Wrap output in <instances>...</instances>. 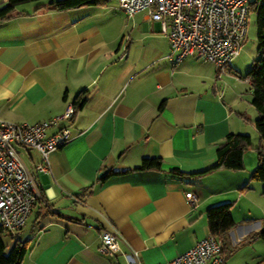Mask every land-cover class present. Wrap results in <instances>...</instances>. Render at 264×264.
Returning a JSON list of instances; mask_svg holds the SVG:
<instances>
[{"label": "crops", "instance_id": "1", "mask_svg": "<svg viewBox=\"0 0 264 264\" xmlns=\"http://www.w3.org/2000/svg\"><path fill=\"white\" fill-rule=\"evenodd\" d=\"M49 1L21 2L0 20V92H11L0 118L35 123L81 91L85 100L63 122L72 137L49 152V172L34 169L38 150L18 147L38 196L6 251L18 239L19 264H127L132 251L141 264L167 261L208 232V206L248 196L249 148L242 169L211 167L228 132L258 136L257 110L234 95L235 81L249 82L232 61L219 77L195 56L173 63L160 23L142 12L119 8L126 23L110 0L64 10ZM152 156L160 169H134ZM107 230L118 236L113 256L99 250Z\"/></svg>", "mask_w": 264, "mask_h": 264}, {"label": "built area", "instance_id": "2", "mask_svg": "<svg viewBox=\"0 0 264 264\" xmlns=\"http://www.w3.org/2000/svg\"><path fill=\"white\" fill-rule=\"evenodd\" d=\"M127 17L142 12L158 21L167 35L170 49L167 57L178 63L195 56L211 63L217 76L226 72L240 53L247 33L249 0H119ZM123 56V54H122ZM236 78H241L234 74ZM249 82V77H243ZM74 111L69 102L58 115L35 123L14 122L0 118V224L9 232L19 231L27 221L38 196L36 179L22 161L18 147L38 150L36 171H50L48 154L65 143L72 134L64 121ZM50 128H55L48 132ZM185 196L195 206L196 196L189 190ZM117 234L104 231L99 250L113 256L118 248ZM223 241L208 231L185 251L171 259L153 264H225L221 252ZM131 252L127 264H141Z\"/></svg>", "mask_w": 264, "mask_h": 264}, {"label": "trees", "instance_id": "3", "mask_svg": "<svg viewBox=\"0 0 264 264\" xmlns=\"http://www.w3.org/2000/svg\"><path fill=\"white\" fill-rule=\"evenodd\" d=\"M26 1L38 0H7L4 5L0 6V20L9 17L17 4ZM100 1L102 0H51L48 4L56 10H64L85 4H94ZM250 7L256 11L255 27L258 54L243 77H249V89L252 95L251 104L258 112V116L254 120V125L260 143L256 146V166L251 171L249 181L244 185V188H250V181L264 182V0H253L250 2ZM82 92L73 101L74 111L85 100ZM250 146L251 137L248 133L228 132L216 145L215 153L217 160L211 168L242 169L243 153ZM161 163L162 160L158 156L143 157L139 165L134 167V169H160ZM262 193L264 194V187ZM230 207L231 203L227 201L210 205L205 210L208 231L223 241L221 252H223L224 242L228 232L235 225L230 213ZM10 233L0 224V264H19L26 250L25 243L16 239L11 248L6 251V241L4 238ZM252 236L259 237L264 241V226L257 232H254Z\"/></svg>", "mask_w": 264, "mask_h": 264}, {"label": "rangeland", "instance_id": "4", "mask_svg": "<svg viewBox=\"0 0 264 264\" xmlns=\"http://www.w3.org/2000/svg\"><path fill=\"white\" fill-rule=\"evenodd\" d=\"M252 1L253 0H249V2ZM108 4L114 8L116 12L114 16L117 19H119L118 17H124L126 23L128 22L127 20H131L119 9V0H110ZM255 17L256 11L250 7L245 40L240 53L232 60V65H237L233 74L241 77V79H243V76L249 69L253 60L257 58L258 54ZM235 79L237 80L240 78L235 77ZM234 86V95L236 100L239 101V106L246 108L247 104L250 103V111H255L254 106L250 102L252 95L249 86L242 81H235ZM250 132L252 133L248 134H250L252 138L251 146L249 147V151L253 154L251 159L253 164L252 171L257 163L256 146L258 143L256 139L258 136L255 137L254 132ZM250 185V188L247 190L248 196L242 198L238 204L232 205V203V207H230V213L234 219L235 225L225 238L222 252L225 257V264H264V241L259 237L252 236L254 232H257L264 226V194L262 193L264 182L250 181ZM6 239L5 237L4 240Z\"/></svg>", "mask_w": 264, "mask_h": 264}, {"label": "clouds", "instance_id": "5", "mask_svg": "<svg viewBox=\"0 0 264 264\" xmlns=\"http://www.w3.org/2000/svg\"><path fill=\"white\" fill-rule=\"evenodd\" d=\"M10 95H11L10 91H2V92H0V99H6Z\"/></svg>", "mask_w": 264, "mask_h": 264}, {"label": "water", "instance_id": "6", "mask_svg": "<svg viewBox=\"0 0 264 264\" xmlns=\"http://www.w3.org/2000/svg\"><path fill=\"white\" fill-rule=\"evenodd\" d=\"M102 173H104V171H101V172L99 173V175H101Z\"/></svg>", "mask_w": 264, "mask_h": 264}]
</instances>
